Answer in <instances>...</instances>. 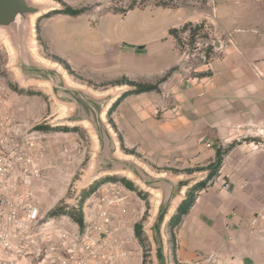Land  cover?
Wrapping results in <instances>:
<instances>
[{
  "label": "rangeland",
  "instance_id": "374dc122",
  "mask_svg": "<svg viewBox=\"0 0 264 264\" xmlns=\"http://www.w3.org/2000/svg\"><path fill=\"white\" fill-rule=\"evenodd\" d=\"M46 1L55 10L36 18L22 38L0 29V136L14 159L7 185L32 191L43 214L67 216L81 235L88 231L94 254L84 252L82 264H219L217 253L207 256L199 241L195 259L178 256L180 227L158 218L170 203L161 201L157 184L198 180L218 153L223 162L246 140L219 139L209 149L207 142L180 144L181 131L164 132L163 139L158 131L185 124L187 85L209 74L203 69L219 55L218 42L226 37L221 20L231 22L250 2L182 0L183 7L164 8L150 0L129 10L133 0ZM66 8L83 12H54ZM115 47L130 53V61ZM32 65L56 69L78 102L59 98L51 83L26 80L21 70ZM142 87L156 90L137 93ZM260 137L256 145L264 149Z\"/></svg>",
  "mask_w": 264,
  "mask_h": 264
},
{
  "label": "crops",
  "instance_id": "0c3cea01",
  "mask_svg": "<svg viewBox=\"0 0 264 264\" xmlns=\"http://www.w3.org/2000/svg\"><path fill=\"white\" fill-rule=\"evenodd\" d=\"M234 1L241 6L249 1L250 5L234 11L230 23L221 20L226 37L218 42L219 55L203 69L209 74L191 78L187 85L185 124L163 125L158 134L163 139L164 132L173 135L176 131L177 135L181 131L180 144L202 147L205 142L215 145L219 139L225 144L239 137L246 141L224 155L217 174L205 187L198 184L208 177L209 170L200 172L205 176L198 180L180 178L170 186L160 182L159 188L162 202L173 190L181 192L165 215L166 223L190 191L197 193L193 206L177 225L181 233L179 257L195 259L199 241L207 256L217 253L219 264H264V149L251 137L264 129V0ZM100 44L110 47L109 43ZM114 50L122 60L130 61L124 48ZM207 156L211 164L216 151L209 150ZM202 215L207 222L199 220Z\"/></svg>",
  "mask_w": 264,
  "mask_h": 264
},
{
  "label": "built area",
  "instance_id": "2783aa9c",
  "mask_svg": "<svg viewBox=\"0 0 264 264\" xmlns=\"http://www.w3.org/2000/svg\"><path fill=\"white\" fill-rule=\"evenodd\" d=\"M1 93L0 86V104ZM255 136H262L258 144L264 147V130ZM5 143L0 136V264L84 263V252L88 256L94 254L95 243L88 231L81 235L79 223L67 216L43 214L31 200L32 191L7 185L14 159L8 156ZM206 146L210 149L213 145ZM22 159L18 156L16 160ZM78 245L82 249H77Z\"/></svg>",
  "mask_w": 264,
  "mask_h": 264
},
{
  "label": "water",
  "instance_id": "95a60500",
  "mask_svg": "<svg viewBox=\"0 0 264 264\" xmlns=\"http://www.w3.org/2000/svg\"><path fill=\"white\" fill-rule=\"evenodd\" d=\"M43 8L49 9L50 11L48 13L55 10L54 7H52L51 5L48 4L40 5L34 3L32 0H0V29L9 31L12 34L16 35L18 39H20L23 36H19V35L23 34L24 30L31 28V26L29 25V18L31 17V15L39 13L40 11H42ZM19 67L20 68L24 67V65L19 63ZM21 73L23 76H25L26 80H35V81L37 80V81L51 83L55 94L59 98L61 99L69 98L74 100L75 102H78L75 92L74 93L72 92L73 95H68L66 91L67 88H65L63 80L59 78L60 74H58L59 72L56 69H51L45 66H43L42 68H38L37 65H32L30 67H27L24 72L23 70H21ZM117 97H118L117 95H113L111 98H109V101L107 102L108 103L107 106L110 103L114 102V100H116ZM160 182H164L168 186L172 184V181L167 182L165 181V179H160ZM157 186L159 187V184H157ZM179 196H181V192L178 191L176 193V191L173 190L170 197L164 199L166 202L169 201L170 206L168 210L165 209L161 210V212L158 215L159 219H163V220L165 219V215L173 205L175 199Z\"/></svg>",
  "mask_w": 264,
  "mask_h": 264
},
{
  "label": "trees",
  "instance_id": "16d2710c",
  "mask_svg": "<svg viewBox=\"0 0 264 264\" xmlns=\"http://www.w3.org/2000/svg\"><path fill=\"white\" fill-rule=\"evenodd\" d=\"M150 4H151L150 0H133L129 6V10H133L135 7H140V6L146 7ZM153 4L157 7H164V8L183 7V5H184L182 0H155L153 2ZM54 12L68 14L71 16H78V15L82 14L83 11L66 8L64 11L61 10V11H54ZM186 27H187V25H186ZM186 27L184 26V28H186ZM153 90H156V88H154V87H142V88L138 89L136 92L137 93L151 92ZM221 163H222L221 154L218 153L216 164L212 166V169L210 170L208 177L206 178L205 181L198 184V186L200 188L205 187L207 182L213 179V177L218 172V170L221 166ZM191 192L192 191L189 192L190 193L189 197H187L179 205V207L177 209V215H175L172 218L171 223L173 222V220H175V225H178L181 222L183 216L188 214L189 210L191 209V207L193 206V203H194L193 197H191ZM78 220H79V222L82 223V218H80Z\"/></svg>",
  "mask_w": 264,
  "mask_h": 264
},
{
  "label": "bare ground",
  "instance_id": "6f19581e",
  "mask_svg": "<svg viewBox=\"0 0 264 264\" xmlns=\"http://www.w3.org/2000/svg\"><path fill=\"white\" fill-rule=\"evenodd\" d=\"M34 3L40 4V5H45L47 4L46 0H32ZM50 10L47 8H43L42 11H40L39 13H36L34 15H31V17L29 18V25L31 26V28L34 27L35 25V19L41 17L43 14L48 13ZM4 36V35H3ZM3 38V37H2ZM6 38V37H5ZM4 39V38H3ZM5 40V39H4ZM7 41V39H6ZM8 44V43H7ZM41 85V84H40ZM45 85V84H44ZM111 103L108 105V107H110ZM126 176V175H125ZM129 178V177H128ZM139 183V182H138ZM140 184V183H139ZM149 192V191H148ZM152 193V192H151ZM154 193V192H153ZM155 196L158 198L159 194L156 193ZM178 200H176L174 203L176 204ZM174 209V206L172 208V210Z\"/></svg>",
  "mask_w": 264,
  "mask_h": 264
}]
</instances>
